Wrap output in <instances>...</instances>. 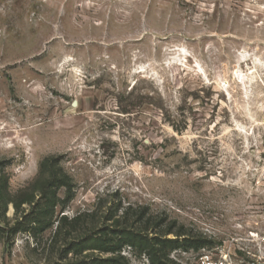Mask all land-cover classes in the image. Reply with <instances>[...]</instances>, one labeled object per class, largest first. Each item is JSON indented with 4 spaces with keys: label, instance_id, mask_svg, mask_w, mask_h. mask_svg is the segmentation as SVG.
<instances>
[{
    "label": "rangeland",
    "instance_id": "rangeland-1",
    "mask_svg": "<svg viewBox=\"0 0 264 264\" xmlns=\"http://www.w3.org/2000/svg\"><path fill=\"white\" fill-rule=\"evenodd\" d=\"M128 204L204 240L180 264H264V0H0V264Z\"/></svg>",
    "mask_w": 264,
    "mask_h": 264
},
{
    "label": "trees",
    "instance_id": "trees-1",
    "mask_svg": "<svg viewBox=\"0 0 264 264\" xmlns=\"http://www.w3.org/2000/svg\"><path fill=\"white\" fill-rule=\"evenodd\" d=\"M61 185L68 192L64 202L69 201L72 198L71 184L64 174L61 180L52 173L43 185L42 195L48 199L45 189ZM98 208L96 205L78 211L71 218L62 214L58 220H62V262L55 264H132L123 253L125 249L138 258L145 256L148 264H180L171 257L172 251L204 247L203 239L192 240L184 236L179 228L175 229V221L148 214L146 207H133L130 204L123 206L121 211L118 207L110 209L105 218L112 220L110 224L80 230L79 227L87 220L95 218ZM73 231H77V234L71 236ZM169 234L174 237H169ZM70 252L72 257H67Z\"/></svg>",
    "mask_w": 264,
    "mask_h": 264
}]
</instances>
